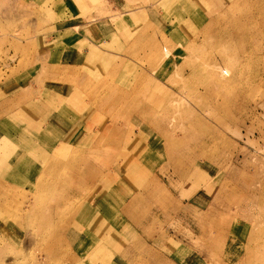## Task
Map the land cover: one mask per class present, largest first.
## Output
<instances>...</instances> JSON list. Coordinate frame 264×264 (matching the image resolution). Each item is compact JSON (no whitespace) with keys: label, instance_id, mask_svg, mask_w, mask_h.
<instances>
[{"label":"rangeland","instance_id":"1","mask_svg":"<svg viewBox=\"0 0 264 264\" xmlns=\"http://www.w3.org/2000/svg\"><path fill=\"white\" fill-rule=\"evenodd\" d=\"M130 3L147 7L152 23L137 28L116 64L108 68L105 61L97 82L84 77L40 81L42 69L36 70L30 88L27 80L39 61L62 48L54 43L51 28L60 18L53 15V0H0V100L10 84L17 90L10 101L24 95L29 99L44 84L76 86L85 95L89 111L80 115L91 136L82 152L86 164L75 160L66 165L57 156L45 165L51 168L37 182H44L41 202L32 191L0 192V220L8 224L0 236V264H69L62 224L80 205L77 197L68 198L67 191L65 195V185L76 182L69 174L78 165L93 166L95 179L111 182L122 156L136 161L151 144L160 157L151 177L135 171L130 180L147 186L157 175L170 182L167 189L153 192L157 202L152 208L145 205V218L151 213L156 221L138 228L129 218L139 235L135 232L128 248L160 235L166 238V232L183 244L181 256L173 258L179 264L192 257L196 264H264V0H209L201 27L180 45L179 57L173 53L176 44L170 34L161 31L160 7L168 17L170 3ZM171 19L164 17L166 23ZM78 69L75 72H82ZM64 72L60 69L59 76ZM192 181L194 189L180 193L182 183L186 189ZM179 200L184 212L197 215L195 220L179 213ZM58 202L60 209L51 208ZM46 210L48 219L43 217ZM232 226L239 228V236L232 238L243 236L245 243L229 258L224 241ZM128 248L123 247L127 254L122 256L133 262Z\"/></svg>","mask_w":264,"mask_h":264},{"label":"crops","instance_id":"2","mask_svg":"<svg viewBox=\"0 0 264 264\" xmlns=\"http://www.w3.org/2000/svg\"><path fill=\"white\" fill-rule=\"evenodd\" d=\"M88 1L53 0V15L60 18L51 27L54 30L53 41L62 48L59 54L49 52L44 60L39 61L32 78L27 80V87L34 86L31 81L38 74L36 70L39 72L42 69L40 81L84 77L85 80L97 82V73L104 72L105 61L109 62L108 68L116 64L121 57L120 51L128 48V44L135 39L137 28L141 27L138 29L140 31L152 23L146 17L147 7L130 5L133 0ZM166 1L170 3L171 12L167 17L164 8L160 7L159 17L163 21L161 31L170 34L171 43L176 44L173 53L179 57L180 45H186L192 34L201 27L204 21L202 18L205 17L204 8L209 5V0ZM213 1L223 4L230 0ZM164 17L166 21L171 17V23L167 24ZM77 68L82 72H75ZM60 69L65 70V76H59ZM17 81H22V78L17 77ZM55 84H44L38 92L31 90L29 99H25L24 95L17 101L16 98L10 101L11 96L17 93L10 84L5 99L0 100L5 102L0 104V192L5 189L27 193L35 191L41 174L47 171L45 165L55 155L65 164L75 160L79 165L84 162L86 164L82 160V152L88 149L91 136L88 133L89 127L82 124L83 115L89 111L83 103L85 95L76 86L62 89ZM45 97L48 99L43 101ZM136 143L134 141L131 144ZM154 150L151 144L147 154L143 158L135 157L136 161L128 154L126 157L121 155L111 182L95 179L96 168L93 166L84 168L78 165L69 174L76 182L73 184L70 181L68 186L65 185V195L67 191L68 198L77 197L76 201L80 204L79 207L77 204L73 207L72 215L65 218L62 224V233L69 245V264H105L106 261L107 264H179L173 258L181 256L183 244L174 241L178 240L177 237L169 239L166 232V238L160 235L151 240L145 239L141 247L135 242L128 248L133 243L129 241L135 232L136 237L139 235L137 229L134 232L129 226V218H133L138 228L147 222L156 221L151 213L147 214L149 219H146L144 209L156 204L153 192L158 188L167 189V183L170 182L167 176L164 180L157 175L149 180L147 186L130 180L135 171L147 178L151 177L152 169L160 159ZM125 163L128 164L127 169ZM123 170L126 171L121 181ZM197 178L201 179L200 176ZM195 185L196 182L192 181L185 189L182 183L180 193L192 191ZM182 204L181 200L175 202L179 213L187 219L195 220L197 215L184 212L186 208ZM51 208L57 209V205ZM6 226L8 224L0 220V236L5 233ZM238 231V226H232L224 241V251L226 255L229 254V258L244 246L243 236L238 238L239 243L232 238L234 235L239 236ZM123 247L129 249L128 256L135 258L133 262L124 259L127 251L122 253ZM193 259L181 262L196 264Z\"/></svg>","mask_w":264,"mask_h":264},{"label":"bare ground","instance_id":"3","mask_svg":"<svg viewBox=\"0 0 264 264\" xmlns=\"http://www.w3.org/2000/svg\"><path fill=\"white\" fill-rule=\"evenodd\" d=\"M155 96V95H154ZM157 96V95H156ZM163 96V95H162ZM153 99V98H152ZM155 100V99H154ZM55 157H57V155H55V156H53V160H55L56 161V158ZM51 167H49L48 168V166L47 167H45V169H50ZM41 169V168H40ZM80 175V174H79ZM44 187V182L43 181H41L40 183H38L37 185H36V188H35V191H32L33 192V194H34V196H35V199H37V201H39V202H41V196H40V193H41V189ZM7 199V198H6ZM0 205H2L1 203H0ZM57 205V208L58 209H60V206H62V203L60 204L59 202L58 203H56L55 205H53V206H56ZM60 205V206H59ZM4 207H5V205H3ZM1 209V208H0ZM37 210V209H36ZM44 214V218L45 219H48L47 218V216H49V213L47 212V210H46V212L45 213H43ZM42 214V215H43ZM44 219V220H45ZM42 222H43V220H42Z\"/></svg>","mask_w":264,"mask_h":264}]
</instances>
